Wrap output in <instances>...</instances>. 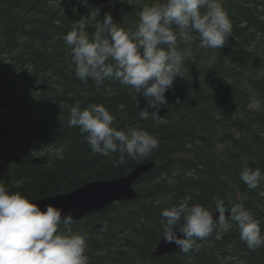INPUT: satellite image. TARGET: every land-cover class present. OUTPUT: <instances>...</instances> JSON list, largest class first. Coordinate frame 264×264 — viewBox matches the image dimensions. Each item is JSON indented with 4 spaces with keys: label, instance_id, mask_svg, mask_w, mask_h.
<instances>
[{
    "label": "trees",
    "instance_id": "trees-1",
    "mask_svg": "<svg viewBox=\"0 0 264 264\" xmlns=\"http://www.w3.org/2000/svg\"><path fill=\"white\" fill-rule=\"evenodd\" d=\"M85 2L89 1L0 0V30L7 38L4 46L13 45L9 50L22 54L17 57L19 64L34 66L33 77L38 76L42 85L23 117L9 124L0 138V146L12 148L9 160L15 156L1 184L32 201L90 181L117 178L138 165L155 162L156 167L136 184L138 199L72 223L73 232L87 237L89 264H233L231 257L264 264V247L250 251L233 221L220 239L197 240L188 253L153 255L162 238V210L186 198L190 206L198 203L207 209H215L213 197L221 199L228 210L243 204L260 222L264 236V198L257 194L264 190V0H222L232 24L223 48L200 49L196 32L191 33V43L178 36L177 50L188 49L191 55L184 58L180 77L166 94L167 106L157 109L148 107L138 94L134 100L114 78L105 79L99 88L91 78L78 79L63 37L74 22L84 18L91 38L105 14L134 33L142 8L165 0H116L115 6L101 8L95 19ZM18 11L33 31L19 30ZM200 11L203 14L207 9ZM20 37L26 39L18 44ZM76 104L82 109L104 106L115 117L113 127L146 131L159 141L158 148L148 158L114 167L112 161L119 153L93 154L79 129L68 126L70 107ZM145 108L162 119L158 123L151 117L141 119L139 112ZM33 139L50 140L62 150L49 159H34L29 156ZM245 167L260 170L261 188L249 191L240 180ZM97 223L102 227L93 228Z\"/></svg>",
    "mask_w": 264,
    "mask_h": 264
},
{
    "label": "clouds",
    "instance_id": "clouds-1",
    "mask_svg": "<svg viewBox=\"0 0 264 264\" xmlns=\"http://www.w3.org/2000/svg\"><path fill=\"white\" fill-rule=\"evenodd\" d=\"M202 8L207 9L203 14ZM86 20L74 22L63 37L75 65V76L83 82L91 78L98 88L105 79L114 78L134 100L138 94L153 109L167 106L166 94L180 77L184 58L191 55L188 49L177 50L178 36L191 43V33L196 32L200 49L218 50L226 45L232 31L222 0H165L145 6L131 34L105 14L90 38L85 31ZM176 103H180L178 97ZM119 108L124 111V105ZM139 117H151L157 123L162 119L147 108L139 112ZM114 119L102 105L82 109L76 104L70 107L68 126L79 129L93 154L108 157L119 153L118 159L112 161L114 167L128 160L148 158L158 148L159 141L154 136L136 128L117 130ZM239 178L249 191L261 188L259 169L245 167ZM257 194L264 198V190ZM213 201L218 213L215 219L214 213L202 205L190 206L187 198L163 209L162 241L188 253L197 240L213 233L220 239V233L228 232L233 226L229 221H233L239 229V239L250 251L264 247L260 222L243 204L236 203L228 210L221 199L213 197ZM226 212L230 215L226 216ZM62 213V208L50 204L42 210L38 203L0 184V264H89L86 235L72 231L71 212Z\"/></svg>",
    "mask_w": 264,
    "mask_h": 264
},
{
    "label": "water",
    "instance_id": "water-1",
    "mask_svg": "<svg viewBox=\"0 0 264 264\" xmlns=\"http://www.w3.org/2000/svg\"><path fill=\"white\" fill-rule=\"evenodd\" d=\"M108 1L109 0H93V3L96 5H104ZM9 101L10 100H6L2 103L0 108L8 106ZM1 130L2 127H0V132ZM139 167H145L147 170L149 164ZM139 167L120 179L88 183L70 192L49 196L32 202L38 203L42 210L46 204L62 208V216L64 213L71 212L73 221L81 220L85 216L107 207L117 199L125 200L135 198L136 194L131 190V184L143 175ZM213 213L215 219L218 213ZM176 249L177 246L175 244H165L163 242L161 247L156 251V255L171 253Z\"/></svg>",
    "mask_w": 264,
    "mask_h": 264
},
{
    "label": "bare ground",
    "instance_id": "bare-ground-1",
    "mask_svg": "<svg viewBox=\"0 0 264 264\" xmlns=\"http://www.w3.org/2000/svg\"><path fill=\"white\" fill-rule=\"evenodd\" d=\"M39 142L41 143L40 145L33 144V148H32V151L29 152V156L33 157L34 159L42 160V157L43 156L40 153H38V151H39L38 148H39V146L45 145L46 143L50 142V140L49 141H46V142H41V141H39ZM50 143H52V142H50ZM56 147H57L58 150H62V148H60L59 146H56ZM3 149L5 151H0V156H2L3 158H0V159L3 162L5 161L6 162V167H8L9 161L11 163H13V164L15 163V160H14L15 159V156L12 155L13 157L9 160L8 154L9 155L11 154V150H9L7 148H3ZM21 149H23V148L21 147ZM5 152H7V153H5ZM148 164H149V168L147 170L145 169V167H139V166L148 165ZM156 165L157 164L155 162H149V163H145V164L138 165L136 168L139 167L140 168V171L143 172V175L139 179H143L146 175H148L156 167ZM111 179L94 180V181L87 182L85 184L95 183V182H106V181H109ZM122 202H123V199H117V200H115V203L116 204L122 203ZM73 223H77V222L76 221H73ZM162 244H163V241H162V238H161L159 240V242L157 243V245L155 247V250H158L161 247ZM178 251H179V249H176V250L172 251V253H175V252H178Z\"/></svg>",
    "mask_w": 264,
    "mask_h": 264
},
{
    "label": "rangeland",
    "instance_id": "rangeland-1",
    "mask_svg": "<svg viewBox=\"0 0 264 264\" xmlns=\"http://www.w3.org/2000/svg\"><path fill=\"white\" fill-rule=\"evenodd\" d=\"M115 1V0H114ZM88 4V3H87ZM115 3H113L112 5H114ZM95 10V9H94ZM54 149L55 150H58L57 149V147L54 145V144H52V143H50V144H46L45 146H43L42 145V147L41 146H39V148H38V153H40L43 157H42V159L44 158V156H50L51 154H53V152H54ZM5 153H7V152H5ZM0 158H3L2 156H0ZM0 164H3L5 167H6V162L4 161H1V159H0ZM7 168V167H6ZM60 230H63V227L60 229Z\"/></svg>",
    "mask_w": 264,
    "mask_h": 264
}]
</instances>
